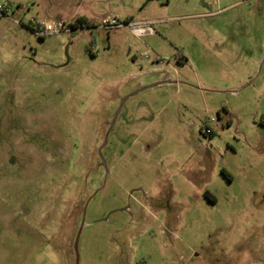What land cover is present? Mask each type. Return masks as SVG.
Masks as SVG:
<instances>
[{
    "label": "rangeland",
    "instance_id": "374dc122",
    "mask_svg": "<svg viewBox=\"0 0 264 264\" xmlns=\"http://www.w3.org/2000/svg\"><path fill=\"white\" fill-rule=\"evenodd\" d=\"M92 1L157 32L0 14V264H264V0ZM200 28L255 58L174 67Z\"/></svg>",
    "mask_w": 264,
    "mask_h": 264
},
{
    "label": "crops",
    "instance_id": "0c3cea01",
    "mask_svg": "<svg viewBox=\"0 0 264 264\" xmlns=\"http://www.w3.org/2000/svg\"><path fill=\"white\" fill-rule=\"evenodd\" d=\"M13 4V14L18 13L23 17H26L27 12L32 9L36 10V15L31 18L36 19H64L67 21H76L77 19H81L82 21L88 22L95 27H101L102 21L110 17L112 15L101 14L95 10L94 1L90 0L89 4L86 0H10ZM115 15V14H113ZM120 19H133L128 18V16L115 15ZM30 18V19H31ZM1 21V19H0ZM137 21V20H134ZM147 20H138V22H144ZM233 29L230 31L228 28L218 32L219 38L217 39L218 49L214 48L212 44L213 35L208 33L203 28H200V33H198V41L199 43L196 46V49L190 55L178 58L176 63H174V67L184 66L190 63L193 68L203 69L208 67L212 61H218L226 68H230L231 66H236L239 61H245L244 58L249 57L248 59L255 58V49L254 45H250L245 40V36H240ZM252 40V39H251ZM251 52L250 56H247V52ZM261 53L257 58V63H259L261 58ZM245 62H242L241 65H245ZM158 66H161L157 63ZM235 70V69H234ZM210 84V83H209ZM205 85H208L206 82ZM213 87V86H212ZM221 87V86H220ZM197 90H204L205 88L199 84V86H194ZM214 90L222 89V88H213Z\"/></svg>",
    "mask_w": 264,
    "mask_h": 264
},
{
    "label": "built area",
    "instance_id": "2783aa9c",
    "mask_svg": "<svg viewBox=\"0 0 264 264\" xmlns=\"http://www.w3.org/2000/svg\"><path fill=\"white\" fill-rule=\"evenodd\" d=\"M13 11V4L10 0H0V14L9 15ZM30 25L33 27V30L38 35L53 34L58 32H75L83 29L94 28L90 23L83 21L78 23L77 21H67L64 19H54L50 22H46L44 19L32 18L30 20ZM90 25V26H89ZM101 27L112 30L120 27H128L131 31L137 36H145L149 34L156 33V28L153 22L144 21L138 22L134 20H120L117 16L112 15L105 18ZM166 59L158 56L156 63L159 65L163 64ZM264 120V117H263Z\"/></svg>",
    "mask_w": 264,
    "mask_h": 264
},
{
    "label": "water",
    "instance_id": "95a60500",
    "mask_svg": "<svg viewBox=\"0 0 264 264\" xmlns=\"http://www.w3.org/2000/svg\"><path fill=\"white\" fill-rule=\"evenodd\" d=\"M84 225H85V219L82 220V225H81V227L79 229L78 237H77L76 243H75V247L76 248H78L79 238H80V235H81V232L83 230Z\"/></svg>",
    "mask_w": 264,
    "mask_h": 264
},
{
    "label": "trees",
    "instance_id": "16d2710c",
    "mask_svg": "<svg viewBox=\"0 0 264 264\" xmlns=\"http://www.w3.org/2000/svg\"><path fill=\"white\" fill-rule=\"evenodd\" d=\"M78 23H82L83 21L81 20V19H77L76 20ZM90 26V25H89ZM93 26V25H92ZM93 27H95V26H93ZM224 172H226L225 170H224Z\"/></svg>",
    "mask_w": 264,
    "mask_h": 264
}]
</instances>
